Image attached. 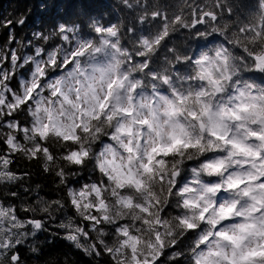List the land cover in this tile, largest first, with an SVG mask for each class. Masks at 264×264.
Segmentation results:
<instances>
[{
	"label": "snow or ice",
	"instance_id": "6c2138e0",
	"mask_svg": "<svg viewBox=\"0 0 264 264\" xmlns=\"http://www.w3.org/2000/svg\"><path fill=\"white\" fill-rule=\"evenodd\" d=\"M124 3L150 26L60 24L34 33L58 43L0 52V186L24 179L21 156L66 189L0 200V264H24L18 246L66 207L64 238L110 264H264V0L248 14L228 0ZM180 30L199 51L169 46ZM89 168L98 179L69 186Z\"/></svg>",
	"mask_w": 264,
	"mask_h": 264
},
{
	"label": "trees",
	"instance_id": "16d2710c",
	"mask_svg": "<svg viewBox=\"0 0 264 264\" xmlns=\"http://www.w3.org/2000/svg\"><path fill=\"white\" fill-rule=\"evenodd\" d=\"M204 2L207 3L209 0ZM228 2L244 14H248L259 0H228ZM129 3L135 5L136 0H129ZM141 3L173 5L171 12L183 6L185 0H141ZM245 5L248 7H244ZM140 15H143L142 8H128L124 0H0V52L15 49L21 55H30L35 46L48 47L52 43H58L57 38L53 36L52 40L45 44L44 41L37 40L34 33L48 36L55 33L60 24L68 26L75 24L85 32L90 31L89 25L93 21L102 24H121L122 31L132 26L149 27V24L140 23ZM21 19L25 21L23 25L17 23ZM235 19L234 16L233 20ZM8 21L12 23L6 26ZM11 35L15 36V41L9 43ZM124 35L127 38L129 34L125 32ZM209 40V46L219 42V39L212 37ZM29 41L32 42L31 45ZM203 44V41L189 39L186 30H180L173 34L169 46H175L178 50L189 49L191 54L193 51H199ZM19 79L20 77H17V80ZM19 118L25 119L24 116ZM2 147L0 145V148ZM41 163L38 160L29 161L17 156L12 168L16 173L24 176V179L15 186H0V200H5L17 208H22L25 204L35 205L37 198L48 201L66 200V189L59 186L54 175L43 171ZM98 178L99 174L89 168L75 177H70L69 186L79 188ZM9 190L17 192L18 195L11 197ZM56 215L57 220L48 222L46 231L37 233L35 237L29 236L24 244L18 246L24 264H110L107 256H90L64 238V229L57 225L60 219L74 215L70 207H66L63 213ZM21 216L24 218L25 214L21 213Z\"/></svg>",
	"mask_w": 264,
	"mask_h": 264
}]
</instances>
